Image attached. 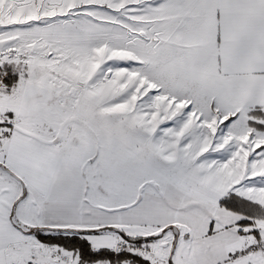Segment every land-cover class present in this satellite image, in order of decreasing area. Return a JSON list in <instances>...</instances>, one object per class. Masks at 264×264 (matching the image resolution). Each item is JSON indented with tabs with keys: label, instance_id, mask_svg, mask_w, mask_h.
Returning a JSON list of instances; mask_svg holds the SVG:
<instances>
[{
	"label": "snow or ice",
	"instance_id": "6c2138e0",
	"mask_svg": "<svg viewBox=\"0 0 264 264\" xmlns=\"http://www.w3.org/2000/svg\"><path fill=\"white\" fill-rule=\"evenodd\" d=\"M0 264H264V0H0Z\"/></svg>",
	"mask_w": 264,
	"mask_h": 264
}]
</instances>
